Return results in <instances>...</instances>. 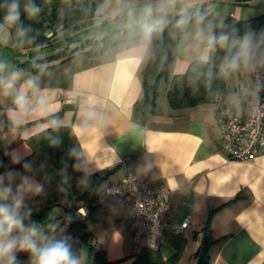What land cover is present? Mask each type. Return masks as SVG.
<instances>
[{"label":"crops","instance_id":"crops-1","mask_svg":"<svg viewBox=\"0 0 264 264\" xmlns=\"http://www.w3.org/2000/svg\"><path fill=\"white\" fill-rule=\"evenodd\" d=\"M147 3L156 5L158 0H102L99 7L108 10L113 18L88 37L147 19L141 14ZM200 3L209 5L217 20L227 15L249 20L264 11V0H178L163 24L186 5ZM94 26L93 18L83 19L77 29H62L54 40L72 45L85 34L70 36ZM209 35H214L211 29L195 22L181 29L174 73L184 72L191 60L214 58L215 45L207 44ZM0 38L6 39H0V50L7 51L0 56V62L7 64L5 72L21 73L17 87L28 78H36L47 98L46 110L31 113L22 125L6 126L1 122H9L7 112L12 100L0 95V145L8 165L0 168V176L6 177L10 171L19 173L12 182L14 189L21 176L43 185L41 194L25 197V207L31 209L26 224L50 228L49 239L68 236V200L46 196L97 174L101 177L97 192L82 198L85 213L77 216L93 235L91 250L82 243L81 264H132L130 211L120 197L104 193L107 185L118 182L126 170H131L141 180L162 182L168 188L174 225L190 218L188 226L180 231L186 243L178 264L195 263L194 253L205 233L213 241L209 247L210 264H264V146L251 159L226 161L217 120L220 97L232 104L237 116L248 113L259 91L252 81L250 65L264 58V43L245 47L244 39L241 62L235 68L224 64L226 58L233 63L230 51L226 52L220 66L227 90L216 95L213 102L173 109L166 83L154 105L138 109L134 104L142 94L140 72L150 51L147 37L121 42L98 54L84 52L65 60L51 59L43 64L53 66L36 70L18 64L28 56L10 48L11 35L6 26L0 29ZM229 44L228 39L226 45ZM50 54H36L31 59ZM53 119L57 121L55 125L69 126L76 136L84 154L80 168L70 172L58 169L45 152L29 145L27 139L54 126ZM14 158L20 163H14ZM24 163L30 165L28 170L23 168ZM4 182L8 183L7 178ZM167 242L172 249L163 254L160 248L163 257L174 251L171 241ZM17 262L30 264L29 255L18 252Z\"/></svg>","mask_w":264,"mask_h":264},{"label":"trees","instance_id":"trees-1","mask_svg":"<svg viewBox=\"0 0 264 264\" xmlns=\"http://www.w3.org/2000/svg\"><path fill=\"white\" fill-rule=\"evenodd\" d=\"M101 1L32 0L39 6L40 13L35 18L22 15L21 23L28 29L26 34L20 36L16 28L6 26L11 35L10 48L13 51L24 52L28 56L27 60L18 64L22 68L32 70L47 68L54 64L43 63L51 59L65 60L84 52L98 54L121 42L147 37L150 51L146 65L140 72L142 94L134 105L138 109H145L146 106L154 105L162 87L168 83L167 98L170 107L183 109L213 102L216 95L226 92L227 85L220 65L223 63L227 51H230L233 61L239 64L241 62L240 52L244 47L245 38L248 41L245 47L261 46L264 43V11L249 20L234 19L231 15L217 20L212 8L205 3L186 5L167 23L155 26L151 33L145 30V24L150 22L145 19L133 26L111 28L100 36L88 37L87 35L85 37L84 35L81 39L82 42L73 47L69 43L62 45L61 41L55 42L54 37L56 35L50 40L45 37V31L49 29L54 30L59 27H61L59 31L77 29L79 22L86 18H93L95 26L98 28L106 25L109 21H100L95 18L102 9L99 7ZM25 2L27 0H21V7ZM0 3H3V0H0ZM2 11L0 9V14ZM192 22L208 27L217 37L226 35L230 44L225 46L216 44L212 60H191L184 72L174 73L180 31L186 24ZM81 32L82 30L69 38L78 36ZM43 48L50 49V51L54 50V52L45 58L31 59L35 56V52ZM1 123L6 126H14L9 122ZM27 141L33 150L45 152L54 167L66 172L80 168L84 160L83 151L69 126L54 125L48 127L30 136ZM7 167L5 152L0 145V168ZM100 179L99 175L93 174L83 183L62 187L46 198L58 197L70 202L76 199H88L89 194L97 192ZM68 209L69 214L65 221L69 223L71 233L66 237L69 239L73 252L80 256L83 242L91 250L93 235L87 229L84 220L73 215L71 205ZM48 229H41V231L47 236L51 231L50 228ZM167 241H171L174 246V251L167 257H163L160 249H143L139 254L133 255L132 264H178L186 239L180 232L174 234L170 232L167 235ZM212 242L208 233H205L194 253L196 258L194 264H210L209 247Z\"/></svg>","mask_w":264,"mask_h":264},{"label":"clouds","instance_id":"clouds-1","mask_svg":"<svg viewBox=\"0 0 264 264\" xmlns=\"http://www.w3.org/2000/svg\"><path fill=\"white\" fill-rule=\"evenodd\" d=\"M177 3L178 0H158L156 5L145 4L141 14L150 21L145 24V30L151 33L155 26L163 24L167 12ZM0 9L3 10L0 14V29L5 26L16 28L20 36L28 31L21 23L22 15L35 18L40 13L39 6L32 0H27L23 7L21 0H3ZM227 42L226 35L207 37L210 47L216 44L225 46ZM232 67H236L235 61ZM6 68L7 64L0 62V95L11 97L12 107L8 109L7 118L10 124L19 126L31 113L46 110L47 98L36 78H28L17 87L21 73H6ZM30 92L33 95L30 96ZM51 123L55 125L57 121L53 119ZM13 162L20 163L18 158H14ZM23 168L28 170L30 165L24 163ZM18 175L19 173L10 171L6 177L0 176V264H18V252L27 253L30 264H81V258L73 252L67 237L49 239L35 223H25L31 216V209L25 207V197L41 194L43 185L28 176H21L20 184L14 189L12 182ZM5 178L8 180L7 184L4 182Z\"/></svg>","mask_w":264,"mask_h":264},{"label":"built area","instance_id":"built-area-1","mask_svg":"<svg viewBox=\"0 0 264 264\" xmlns=\"http://www.w3.org/2000/svg\"><path fill=\"white\" fill-rule=\"evenodd\" d=\"M95 18L110 21L113 16L102 8ZM60 28L46 30L45 37L52 39ZM250 75L259 91L245 116H237L230 102L218 98L217 120L226 161L251 159L264 146V58H259L250 65ZM104 193L120 197L130 211L128 230L131 233L133 255L139 254L143 249H160L166 243L168 233L180 232L189 224V217L178 225L172 223L174 209L168 201V188L162 182L141 180L131 170H126L118 182L107 185ZM68 202L73 215L84 216V200Z\"/></svg>","mask_w":264,"mask_h":264},{"label":"rangeland","instance_id":"rangeland-1","mask_svg":"<svg viewBox=\"0 0 264 264\" xmlns=\"http://www.w3.org/2000/svg\"><path fill=\"white\" fill-rule=\"evenodd\" d=\"M251 5H257V4H251ZM99 30V28L98 27H96V26H94L93 28H91V30L90 29H87V30H84V31H82L81 33H80V35H82V34H85V37L87 36V35H90V34H92V33H96L97 31ZM91 31H93L92 33H90ZM96 35V34H95ZM93 37H96V36H93ZM1 39V38H0ZM3 42L4 41H6V39H4V38H2L1 39ZM247 41V38H245V42ZM82 41L81 40H76V41H74L73 42V44H72V47L73 46H75V45H79L80 43H81ZM49 50V51H48ZM56 51V50H55ZM6 52L7 51H5V49H1L0 50V56H3V55H6ZM54 52V50L53 51H50V49H40V50H38L37 52H35L34 54L36 55V54H39V55H47V53H53ZM1 62H3V61H1ZM228 62H230V63H228ZM224 64H230L231 66H232V61H231V59L228 61V59L226 58L225 59V61H224ZM233 68H235V67H233ZM236 70V69H235ZM168 248L169 249H172V247H171V245H170V243H165V245L163 244L162 246H161V252L163 253V254H167V251H168Z\"/></svg>","mask_w":264,"mask_h":264}]
</instances>
